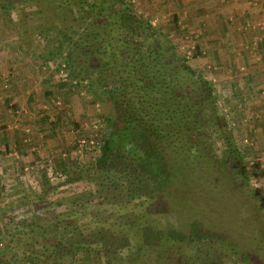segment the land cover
I'll return each mask as SVG.
<instances>
[{
    "label": "rangeland",
    "instance_id": "obj_1",
    "mask_svg": "<svg viewBox=\"0 0 264 264\" xmlns=\"http://www.w3.org/2000/svg\"><path fill=\"white\" fill-rule=\"evenodd\" d=\"M89 1L97 4L96 0ZM197 1L128 0L133 10L155 32L156 36L147 38L142 30L136 31L139 28L137 22L132 23L133 19L125 16L118 5H105L103 18L96 25V21L88 15V7H82V0H0V62H5L7 66H20L18 69L30 68L31 72L47 78L51 90L45 92L46 101L56 106L59 114L74 110L68 108L70 96L78 97L83 104L78 111L80 119L70 117L69 129L66 130L70 134L64 138L69 140L62 147L59 158L41 156L29 161L16 149L9 163L6 159L0 161V254L21 258L25 244L46 245L44 238L56 227L59 232H73L103 226L123 234L126 233L127 220H136L142 229L177 227L175 215L164 214L144 197L137 196L133 202H127V196L123 195L125 188L115 189L105 183L97 170L100 150L87 146V141L96 134L93 129L95 124L99 123L101 127L96 139L106 137L109 131L108 121L114 115L113 104L108 98L109 88L119 86L118 81L124 79L139 84L136 80H143L150 73L147 68L163 41L168 45V48H162V54L165 52L166 57L163 71L168 93L165 97L170 104L182 105L178 116L190 118V138L204 148L205 155L211 158L213 175L241 192L243 189L237 177L236 164L224 153L218 128L206 113L202 116L192 115L194 111L188 107L189 98H193V95L188 94L189 77L181 71L177 74V68L182 63L188 64L201 74L204 82L211 85L216 101L215 113L225 116L230 124L241 152L248 184L255 193L250 208L259 218V221L254 218L255 230L250 231L243 243L250 244V252L256 249L264 251V242L258 245L255 240L259 228L264 227V84L262 81L253 83V80H248L252 75L251 66L236 63L238 51L234 50L233 56L228 41L222 44L223 47L218 44L219 48L215 49L216 41L212 38L215 33L207 32L205 14L195 7L200 5V0ZM58 6L61 10H58ZM57 11L59 15L56 18ZM57 27L76 32L69 31L76 40L93 32L99 33L104 46L120 55V61L113 70V83L100 82L96 74L88 77L85 73L73 71L68 59L72 48L62 45ZM246 51L249 50L246 48ZM262 56V53L255 54L258 62L263 61ZM62 59L69 62L64 72L57 67L58 60ZM3 67L0 64L1 74ZM71 75L84 85L75 87ZM0 82L6 91L9 84ZM184 96L188 98L185 99L186 103L181 100ZM208 111V114L214 112ZM47 118L51 120V125L57 121L56 115L48 114ZM83 140L85 144H82ZM23 143L34 155L40 153L41 150L33 142L31 128L25 130ZM10 153L14 154L13 151ZM221 191V195L227 193L225 188ZM226 202L231 207L228 213L220 209L227 205L219 202L218 207V191L212 192L207 188L204 194L189 192V197L185 199L186 206L194 215L190 221L198 217L203 224H213L219 231H223V228L239 245L238 240L244 238L245 231L252 224L247 219L239 221L236 218L237 209L232 210L233 202L229 197ZM179 211L183 214L186 212L185 209ZM204 243L205 246L200 244L201 248L193 243L185 247L186 255L192 260L190 264H246L229 246L222 248L225 245L211 243L208 238ZM212 246H215L214 249ZM70 257L64 256L59 264H106V257L101 253L86 255L79 250L75 260ZM252 257L254 255L249 264H256L260 260ZM261 263L264 264V260ZM138 264H157V259L152 255L147 260L143 254Z\"/></svg>",
    "mask_w": 264,
    "mask_h": 264
},
{
    "label": "trees",
    "instance_id": "obj_2",
    "mask_svg": "<svg viewBox=\"0 0 264 264\" xmlns=\"http://www.w3.org/2000/svg\"><path fill=\"white\" fill-rule=\"evenodd\" d=\"M96 3L82 0V7H88V15L96 21V25L103 18L105 5L109 3L120 6L125 16L133 19L132 23L137 22L140 28L136 29L137 32L142 30L147 38L155 35L149 23L133 10L128 0H96ZM58 10H61L60 6ZM58 12L55 13L56 18ZM56 30L63 40L62 45L72 48L73 52L68 59L73 71L85 73L88 77L96 74L100 82L113 83V70L120 61V55L110 52L104 46L99 33L93 32L76 40L73 34L70 35L69 31L72 30L69 28L57 27ZM162 48H168L165 41L157 47L158 52L147 68L150 73L145 74L143 80H136L139 84L124 79L118 81L119 86L109 88L108 98L113 104L114 115L108 121L109 131L97 159V170L105 183L115 189H126H123V195L127 196V202H133L137 196L144 197L151 206L159 208L164 214L175 215L177 227L142 229L136 220L125 221L124 234L103 226L90 230L76 229L73 232H59L56 227L44 238L46 245L40 247L32 243L25 244L21 258L0 254V264H59L64 256H71L75 260L79 250H83L86 255L101 253L106 257V264H138L143 254L147 260L154 255L157 264H190L192 260L186 255L185 247L193 243L201 248V245L205 246L207 238L211 243L225 245L222 248L229 246L246 264L251 261L252 255L254 259L260 258L256 264H262L264 251L256 249L250 252V244L243 243L250 231L255 230L254 218L257 221L259 218L250 208L255 193L248 184L245 168L241 163V152L230 124L225 116L215 113L216 101L211 85L204 82L201 74L188 64L182 63L177 68V74L181 71L189 77L190 90L186 93L193 95V98H189L188 107L193 109L192 115L202 116L206 113L211 123L218 128L224 153L236 164L237 177L243 189L241 192H237L224 179L213 175L211 158L205 155L204 148L190 138V118H179L182 105L170 104L165 97L168 93L163 71L166 57L165 52L162 54ZM185 99L188 98L182 97V102L186 103ZM209 109L214 112L208 114ZM223 187L227 193L221 195ZM206 188L212 192L218 191V207L219 202L228 206L220 207L224 213H228L231 208L226 202L229 197L233 202L232 210L237 209L236 218L239 221L247 219L252 224L245 231L244 238L238 240L239 245L235 244L231 234L222 227L223 231H219L213 224H203L197 216L190 221L194 215L186 206L185 199L189 197V192L204 194ZM111 198L117 199L113 196ZM180 209H185L186 212L183 214ZM259 230L255 239L258 245L264 242V227Z\"/></svg>",
    "mask_w": 264,
    "mask_h": 264
},
{
    "label": "crops",
    "instance_id": "obj_3",
    "mask_svg": "<svg viewBox=\"0 0 264 264\" xmlns=\"http://www.w3.org/2000/svg\"><path fill=\"white\" fill-rule=\"evenodd\" d=\"M199 4L195 7L205 14L207 32L215 33L212 37L216 41V45L213 43L215 49L219 48L218 44L223 47V43L228 41L232 55H235L234 50L238 51L236 63L251 66L252 75L248 80H253V83L262 81L264 84V0H200ZM259 53L263 55L262 62L256 60L255 54ZM0 64L2 67L6 65L2 68L3 73H0V81L9 84L5 91L0 82V161L6 159L9 163L16 149L29 161L41 156L59 158L62 147L69 140L64 138L70 134L66 131L69 129L70 117L80 119L78 111L83 108V104L78 97L70 96L68 108L74 110L59 114L57 107L46 101L45 92L51 90L47 78L31 72L30 68L18 69L20 66H7L5 62ZM48 114L57 117L52 125ZM27 128L32 129L33 142L41 150L37 155L29 152L23 143ZM12 151L14 154L10 153Z\"/></svg>",
    "mask_w": 264,
    "mask_h": 264
},
{
    "label": "built area",
    "instance_id": "obj_4",
    "mask_svg": "<svg viewBox=\"0 0 264 264\" xmlns=\"http://www.w3.org/2000/svg\"><path fill=\"white\" fill-rule=\"evenodd\" d=\"M57 67H58V69L61 71V72H64L65 70H67L68 69V62L66 61V60H64V59H62V60H58V65H57ZM67 81V80H66ZM71 82L73 83V85L75 86V87H77V86H79V85H84V84H82V82L78 79V78H76V77H74L73 75H71ZM100 124L99 123H97V124H95L94 125V130H95V132H96V134H95V136L92 138V139H89L88 141H87V146L88 147H90V148H92V149H94V148H98L99 150H100V153H101V148H102V143H103V140H104V138H105V136L103 137V138H100V140L99 139H96V137L98 136V132H100ZM102 136V135H101ZM100 136V137H101ZM95 139L97 140V141H95ZM86 143V141L85 140H83L82 141V144H85Z\"/></svg>",
    "mask_w": 264,
    "mask_h": 264
}]
</instances>
